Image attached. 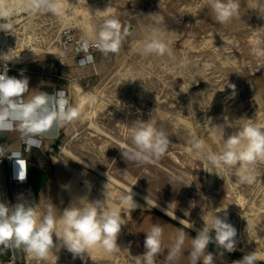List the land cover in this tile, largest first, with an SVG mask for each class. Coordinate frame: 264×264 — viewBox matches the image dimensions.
<instances>
[{"label": "rangeland", "instance_id": "rangeland-1", "mask_svg": "<svg viewBox=\"0 0 264 264\" xmlns=\"http://www.w3.org/2000/svg\"><path fill=\"white\" fill-rule=\"evenodd\" d=\"M9 1L31 32L23 41L30 46L21 63L60 57L65 28L87 42L96 41L100 24L109 18L128 30L118 52L87 54L85 72L71 78L69 100L80 115L64 125L56 154L70 178L66 192L94 201L104 200L107 189L105 204L125 220L139 208L167 210L188 228L193 224L196 234L203 219L227 213L237 230L236 250L210 246L228 256L254 253L264 261V161L249 165L245 171L254 179L242 183L230 169L211 173L192 150L194 138L222 150L237 120L264 128V0H238L237 15L224 24L216 21L208 0H61L55 14L32 11V0ZM17 1L21 5L13 6ZM153 30L171 47V57L141 54ZM138 120H149L169 136L159 160L136 164L123 157ZM131 190L138 204L132 210L119 201ZM123 226L117 238L122 247ZM89 254L79 263L99 260ZM130 262L143 264V259Z\"/></svg>", "mask_w": 264, "mask_h": 264}, {"label": "clouds", "instance_id": "clouds-1", "mask_svg": "<svg viewBox=\"0 0 264 264\" xmlns=\"http://www.w3.org/2000/svg\"><path fill=\"white\" fill-rule=\"evenodd\" d=\"M208 4L216 21L221 24L229 22L238 13V0H208ZM41 10L57 13L55 0H34L32 11ZM9 16L8 11H0V21H3L0 22V31L12 34L14 28ZM127 31L126 28L122 30L118 19L109 18L100 24L94 47L105 55L116 53ZM140 51L144 56L173 55L171 47L158 38L155 30L149 33ZM9 53L0 56V60L6 62L3 72H0V132L18 131L29 148L39 147L40 137L53 127L74 122L80 112L63 89L52 95L41 90L29 93L27 77L8 75L7 62L12 60L8 58ZM132 125V144L122 151L123 157L136 164L159 160L171 143L167 133L149 120H138ZM233 128L236 131L225 138L222 150H212L200 138L193 139L192 150L194 155L210 165L211 173L218 174L219 169L226 168L232 170L240 182L251 183L254 177L245 169L257 161H264V128L252 123H239L238 120L233 123ZM4 154L3 148H0V156ZM14 155L18 163L19 154ZM79 163L84 164V161ZM84 166L88 167L87 164ZM17 178L23 181L26 175L21 179L19 171ZM104 196L105 199L109 196L107 189ZM133 197L131 190L121 193L119 201L129 206L130 210L136 209L138 204ZM105 199L90 201L87 196H82L71 201L62 211L50 203L42 213H37L35 206L24 203L10 207L0 202V244L22 249L39 260L46 259L53 249L59 251L61 248L71 253L73 258H83L97 245L112 253L119 248L117 238L126 220L122 218L121 211L109 208ZM145 200L148 204V197ZM165 212L167 215V210ZM216 213L212 214L210 221L203 219L204 226L194 238L178 228L169 237L166 249L163 247V224H152L144 233L143 264H156V258L165 250L167 264H180L182 258H186L187 264H214L213 253L207 251L209 244L229 253L235 251L237 230L228 222L227 213L223 217ZM58 220L62 221V228L57 227ZM189 227L192 228L193 224ZM185 250L189 252L187 257L184 256ZM220 254L223 255V252ZM234 264H256V256L249 253Z\"/></svg>", "mask_w": 264, "mask_h": 264}, {"label": "crops", "instance_id": "crops-1", "mask_svg": "<svg viewBox=\"0 0 264 264\" xmlns=\"http://www.w3.org/2000/svg\"><path fill=\"white\" fill-rule=\"evenodd\" d=\"M25 60L11 72L10 76L17 78L27 77L29 79V93L41 90L52 95L56 91L63 89L68 94L71 89V78L83 74L87 67L86 64L78 62V55L71 48L62 51L61 56L57 58ZM63 129L64 125L53 127L45 136L39 138L40 146H33L29 151L24 150L21 135L18 131H8L1 134L9 142L8 149L10 151L22 152V158L25 163L22 175H26L27 181L17 186V201L25 205L35 206L37 213H42L50 203L62 211L66 204L68 206V202L70 203L77 199L66 192L70 178L63 175L62 162L56 155L60 148ZM156 223L164 226L165 239L163 247L165 249L169 245V237L178 228L183 229L192 238L196 236V232L163 212L139 208L131 211L126 224L123 226L126 240L125 246H119L112 253H108L103 247L100 250H96L92 254L95 255V259L99 260H95L92 264H133L130 261L134 260V258L138 259L145 252L144 233L149 230L152 224ZM57 227L62 228V221H57ZM53 239L54 241L56 240L55 236ZM207 251L213 253L214 264H234L235 261L243 258L240 255H221L210 244ZM67 253L69 257L66 256ZM67 253H65L63 248L59 251L53 249V252L46 259L39 260L36 258L34 264H80V260H83L80 257L73 258L71 253ZM88 253L92 257L90 250ZM166 254V250L165 253L162 251L156 258V262L167 264L165 260ZM188 255V250H185L184 256L187 257ZM86 256L85 254L84 257ZM118 259L124 260L125 263H119ZM136 264L140 263L136 262ZM180 264H187L186 258H182ZM198 264H202V262H198ZM256 264H264V261L256 260Z\"/></svg>", "mask_w": 264, "mask_h": 264}, {"label": "built area", "instance_id": "built-area-1", "mask_svg": "<svg viewBox=\"0 0 264 264\" xmlns=\"http://www.w3.org/2000/svg\"><path fill=\"white\" fill-rule=\"evenodd\" d=\"M61 0H55V3ZM9 0H0V11H8L10 13L9 19L13 24V35L7 34L0 31V56L6 55L9 52V59L11 61L7 62L8 75L17 68L21 63L20 59L23 56L25 50L29 48L27 40L31 37L30 30L25 27V18H17L19 14L11 10ZM3 22V21H0ZM60 45L64 49H73L78 55V62L80 64L87 63V54L91 55L94 52H98L96 47H94V42H87L81 38L75 37L70 28H65L61 32V42ZM83 62V63H81ZM5 61L0 60V72H3L5 67ZM67 94V93H66ZM68 98L69 95L67 94ZM8 132V131H5ZM3 132H0V148H3L5 154L0 156V202L7 204L8 206H14L18 203L16 198L17 186L26 183L27 179L23 181L19 180L18 171H20V177L23 179L25 177L22 175L24 173L25 163L22 158V152L10 151L8 149L9 142L2 137ZM25 151H29L28 145L22 140ZM40 146V145H39ZM14 154H19L18 165L17 159ZM35 257L26 254L22 249L15 247H6L0 244V264H34ZM156 264H159L156 262Z\"/></svg>", "mask_w": 264, "mask_h": 264}, {"label": "bare ground", "instance_id": "bare-ground-1", "mask_svg": "<svg viewBox=\"0 0 264 264\" xmlns=\"http://www.w3.org/2000/svg\"><path fill=\"white\" fill-rule=\"evenodd\" d=\"M32 1L34 2V0H32ZM16 3H17V4H16ZM16 3L14 2V3H13V6L16 5V7H17L18 5H21V2H19V1H17ZM18 7H19V6H18ZM20 9H22V7H21ZM27 53H28V52H27ZM27 53H26V54H27ZM26 54H25V55H26ZM25 55H24V56H25ZM57 135H59V134H57ZM18 165H20V164H18Z\"/></svg>", "mask_w": 264, "mask_h": 264}]
</instances>
